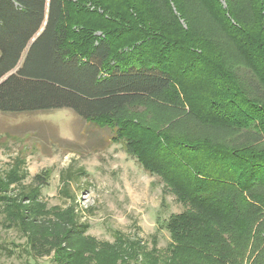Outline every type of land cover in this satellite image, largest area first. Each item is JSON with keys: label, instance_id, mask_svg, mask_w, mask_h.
<instances>
[{"label": "rangeland", "instance_id": "374dc122", "mask_svg": "<svg viewBox=\"0 0 264 264\" xmlns=\"http://www.w3.org/2000/svg\"><path fill=\"white\" fill-rule=\"evenodd\" d=\"M127 1L107 0L111 11L92 3L82 6L110 20L112 11L118 15L127 9ZM141 1L146 17L134 19L139 32L131 29L132 18L125 23L131 35L137 34L138 45L153 46L155 60L181 66L172 88L115 111L99 125L67 109L0 113V172H9L23 160L22 171L28 172L24 186L38 185L36 176L44 175L42 201L67 207L70 201L62 193L61 177L83 170L68 188L77 198L82 221L91 226L88 235L112 243L120 232L141 241L147 250L157 246L161 264H253L257 255L264 264V218L245 223L241 238L231 235L234 232L222 233L226 228L216 217L202 224L212 214L180 203L171 187L145 171L132 155L142 149L144 139L176 144L175 137L182 139L180 144L208 141L223 146L249 123L259 122L264 129V110L252 108L244 99L241 83L243 74L254 73L264 88V58L249 56L239 45L245 35L264 51V0ZM81 27L72 25L71 30ZM94 33L105 38L101 30ZM260 103L264 107V101ZM254 111L260 115L251 114ZM241 114L243 118L236 119ZM120 128L135 139L131 149L120 138ZM182 214L191 217L193 226L201 225L193 231L192 226V235L185 240L175 239L168 227L172 217ZM3 221L0 209V264H52L51 258L31 257L22 234L7 229ZM208 226L216 236L207 235Z\"/></svg>", "mask_w": 264, "mask_h": 264}, {"label": "trees", "instance_id": "16d2710c", "mask_svg": "<svg viewBox=\"0 0 264 264\" xmlns=\"http://www.w3.org/2000/svg\"><path fill=\"white\" fill-rule=\"evenodd\" d=\"M76 1L78 4L71 0H0V113L67 109L99 125L115 111L172 88L177 63L155 60L153 46L138 45L137 34L131 35L125 23L132 18L131 29L139 32L134 19L146 17L141 0H130L118 15L112 11L110 20L82 6L92 3L111 11L105 5L107 0ZM72 25L82 27L73 31ZM95 30H101L105 38L96 37ZM243 37L239 45L244 51L264 58V51ZM243 76L246 94L242 96L252 108L264 110L262 84L254 73ZM242 118L241 114L236 119ZM123 132L120 128L119 136L131 149L135 139ZM174 139L177 145L167 139H144L142 149L132 155L145 171L169 185L180 203L212 214L202 224L216 217L226 228L222 233L234 232L231 235L241 238L245 223L264 218V129L259 122L240 128L223 146L208 141L187 145ZM22 166L20 159L9 172H0V209L4 225L22 234L31 257L51 258L52 264H161L157 246L147 250L141 241L120 232L112 243L88 235L91 226L82 221L77 198L68 188L81 178L83 170L61 177L62 193L70 204L50 207L41 197L44 175L36 176L38 185L25 187L28 172ZM170 222L175 239L192 235L191 217L182 214ZM200 226L194 225L192 231ZM205 232L210 237L217 235L211 226ZM253 264H262L258 255Z\"/></svg>", "mask_w": 264, "mask_h": 264}]
</instances>
